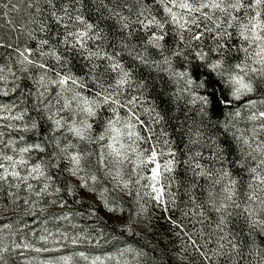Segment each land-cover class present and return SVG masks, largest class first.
Wrapping results in <instances>:
<instances>
[{
	"label": "snow or ice",
	"instance_id": "obj_1",
	"mask_svg": "<svg viewBox=\"0 0 264 264\" xmlns=\"http://www.w3.org/2000/svg\"><path fill=\"white\" fill-rule=\"evenodd\" d=\"M87 198L107 234L59 226ZM153 208L264 264V0H0V264H148Z\"/></svg>",
	"mask_w": 264,
	"mask_h": 264
},
{
	"label": "rangeland",
	"instance_id": "obj_2",
	"mask_svg": "<svg viewBox=\"0 0 264 264\" xmlns=\"http://www.w3.org/2000/svg\"><path fill=\"white\" fill-rule=\"evenodd\" d=\"M86 201H89L93 205V200L91 198L85 199ZM74 212L81 213V215L73 216L70 218L69 221L61 222L60 227L62 230H67L69 234H73L75 232H83L85 230H88L91 234H96L95 230L100 229L97 227V224L95 223L96 217H90L88 215V212H82L76 208L73 207L72 209ZM153 214V229L150 234L147 236H144L146 239L150 240L152 244L156 245L159 248L160 257L167 264H181V256L177 255V250L179 248V245L181 243L180 239L177 238V236L174 234L172 230V226L167 222V220L164 218V215L161 214V210L158 208L152 209ZM180 216V212L176 211L173 214V219H176ZM99 217L107 218L109 219L108 214L101 213ZM156 217H159L157 220ZM27 221L31 224V219L26 218ZM184 223H187V221H184ZM73 225L76 227L74 228ZM32 227H35L37 229V235H39L40 229L42 227L41 224H34ZM49 230H54L53 224L49 223L47 225ZM188 230L191 231V225H188ZM29 239H33L32 234L28 233ZM36 241L33 239V243ZM80 250L89 251L92 254L102 253L105 251V248H99V249H93L89 248L87 244H85ZM107 250H112L111 246L107 247ZM191 251V249H189ZM48 255H51L49 253L44 254H38L32 251H28L25 254V257L23 258V261L25 259L31 260V257H37L35 261H32V264H39V260L41 258H47ZM183 255V254H182ZM83 264V262H81Z\"/></svg>",
	"mask_w": 264,
	"mask_h": 264
},
{
	"label": "trees",
	"instance_id": "obj_3",
	"mask_svg": "<svg viewBox=\"0 0 264 264\" xmlns=\"http://www.w3.org/2000/svg\"><path fill=\"white\" fill-rule=\"evenodd\" d=\"M161 107H163V105H161ZM169 131H171V129H169ZM90 205H92V203L85 200L83 204L74 205L73 207L82 212H88ZM95 223L97 224V227L103 229L105 234L111 231L112 220L103 217H96ZM113 243L117 242L114 241ZM128 243H133V240H128ZM133 246L144 247V250L148 253V264H167L163 263V261L165 262V260L162 261L160 257L159 248L156 245L152 244V242L146 239L144 236L139 239L137 244H133ZM13 264H25V261H23L22 257H15L13 258Z\"/></svg>",
	"mask_w": 264,
	"mask_h": 264
}]
</instances>
